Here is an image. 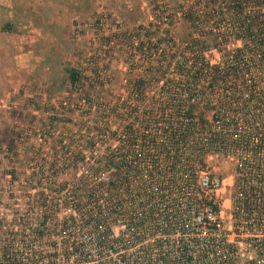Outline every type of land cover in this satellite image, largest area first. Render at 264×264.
<instances>
[{"label": "rangeland", "instance_id": "obj_1", "mask_svg": "<svg viewBox=\"0 0 264 264\" xmlns=\"http://www.w3.org/2000/svg\"><path fill=\"white\" fill-rule=\"evenodd\" d=\"M199 1L0 0V264H29L35 251L49 257L55 242L62 243L56 225L73 212L58 203L71 186L94 183L91 174L107 175L102 155L129 123L125 110L139 102L147 112L158 98L173 96L167 85L184 81L179 60L200 51L185 47L188 38L241 34L227 20L185 28L184 16ZM152 22L157 26L150 28ZM241 46L231 41L225 54ZM205 50L212 64L222 60L215 48ZM70 70L78 73L75 81ZM250 84L261 89L264 79ZM204 106L196 111L200 119L214 120L220 111ZM234 112L220 116L249 131L252 126ZM260 113L251 114L259 123ZM137 118L141 126L147 114ZM258 132L264 139V129ZM205 167L234 183V162L207 157ZM220 195L229 222L231 189ZM8 251L12 256H5Z\"/></svg>", "mask_w": 264, "mask_h": 264}, {"label": "built area", "instance_id": "obj_2", "mask_svg": "<svg viewBox=\"0 0 264 264\" xmlns=\"http://www.w3.org/2000/svg\"><path fill=\"white\" fill-rule=\"evenodd\" d=\"M189 98L173 95L156 101L177 103ZM198 98L211 99L193 100ZM216 113L204 125L194 113L191 132L179 131L176 146L163 132L159 134L162 151L150 141L162 127L118 130L115 144L102 155L107 175L99 171L90 175L96 181L89 187L96 189L105 225L93 235L72 238L79 259L57 252L63 246L58 240L49 257L31 254L27 263L155 264L175 244L177 257L185 256L184 264L191 263L190 257L194 264L200 259L204 264H264V139L258 136L263 129L249 127L245 132ZM185 115L181 111L179 118ZM133 130L140 132L135 143L130 138ZM207 157L234 162V183L225 184V178L208 170ZM227 188L231 189L229 222L220 198ZM86 189L85 183L69 189L66 199L73 215L75 196L84 198Z\"/></svg>", "mask_w": 264, "mask_h": 264}, {"label": "trees", "instance_id": "obj_3", "mask_svg": "<svg viewBox=\"0 0 264 264\" xmlns=\"http://www.w3.org/2000/svg\"><path fill=\"white\" fill-rule=\"evenodd\" d=\"M211 12L214 16L207 17ZM225 20H227L232 30L241 34L232 37L218 35L200 37L199 41L191 37L188 38L189 43L185 44V47H189V49L199 48L200 51L194 52L191 50L194 54H192L193 59L190 60L186 56L181 57V61L178 62V70L181 72V78L184 81L174 87L167 85V93H169L167 95H182L190 98L185 102L177 103L154 101L152 102L153 106H150L147 112H141L142 105L137 102L128 110H125L126 117L129 119V123L125 126L126 129L162 127L161 130H156L158 134L150 138L151 143L162 151L158 135L163 132L168 142L173 144L172 146H176L179 131L184 130L186 134L191 132L195 120L194 113L203 105H205L204 107H213V109L220 112L235 111L234 113L244 118V125L259 126L264 129V121L261 120L259 123V117H251L252 112L264 113V86L259 89V86L250 84V82L258 83V80L262 81L264 79V0H201L197 6L191 8L188 15L184 16L183 23L187 29L199 30L207 29L210 25L220 26L221 22ZM172 25V22H169V26L172 27ZM156 26L157 24L154 22L150 24V28ZM231 41L241 42L242 46L232 52L227 51L228 54H225ZM212 48H215L222 55V60L216 65L208 61L204 54L205 49ZM183 53L184 55L187 54L186 52ZM69 75L73 81L79 77L76 70H70ZM203 83H206L207 87L201 90L192 88L203 86ZM136 87L140 90V86L136 85ZM208 95H211V99L208 101H204L203 98L193 100L194 97L207 98ZM213 96L221 97V100L213 102ZM181 111H185L187 115L179 118ZM143 113L144 116L147 114V120L139 126L137 117ZM208 123L209 121L204 116L200 119L201 125ZM139 137V130H133L130 133L131 142L133 143L138 142ZM262 143L264 144V140ZM108 159L113 160L110 153ZM109 168H112V166ZM95 174H97V171ZM89 185L85 183L87 195L84 198H79L76 194L75 202L71 205L76 215L65 217L60 221V224L56 225L57 235L64 241L62 242L64 248L60 245L56 251H61L63 256L67 254L71 257L77 256V259H79L81 257L80 252L75 248L72 238L75 239L78 236L81 238L83 235L88 234L93 235L105 225L106 220L99 212V199L96 195V189L89 187ZM79 191L83 192L84 190ZM58 205L68 208L70 200L65 199L64 204L58 203ZM59 209L60 207L57 208V210ZM149 217L148 214L147 219ZM48 220L50 221V219L45 218V221ZM142 223L139 222V224ZM107 230H109L108 227ZM39 236L40 239L45 238L44 234H39ZM95 237L99 238L101 236L97 237L96 235ZM55 245H58L57 242H55ZM169 247V255L161 256L155 264H184L185 256L177 257L175 252L177 245L174 244ZM207 249L213 251L211 246H208ZM187 252H189V248ZM173 254L175 255L173 256ZM10 255L12 256V253L8 251L5 256L9 257ZM34 255L41 257L42 252L36 251ZM53 255H56V253ZM189 260L191 261L190 264H194L193 258L190 257ZM197 264H204V261L200 259Z\"/></svg>", "mask_w": 264, "mask_h": 264}]
</instances>
